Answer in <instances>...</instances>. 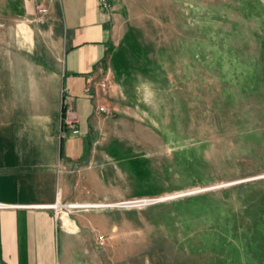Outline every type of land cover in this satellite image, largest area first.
Returning a JSON list of instances; mask_svg holds the SVG:
<instances>
[{
	"label": "rangeland",
	"instance_id": "rangeland-1",
	"mask_svg": "<svg viewBox=\"0 0 264 264\" xmlns=\"http://www.w3.org/2000/svg\"><path fill=\"white\" fill-rule=\"evenodd\" d=\"M101 1L111 107L78 165L74 206L90 208L76 213L113 264H264V0ZM38 3L26 16L0 0V31L38 34Z\"/></svg>",
	"mask_w": 264,
	"mask_h": 264
},
{
	"label": "crops",
	"instance_id": "crops-1",
	"mask_svg": "<svg viewBox=\"0 0 264 264\" xmlns=\"http://www.w3.org/2000/svg\"><path fill=\"white\" fill-rule=\"evenodd\" d=\"M35 1L21 0L24 15ZM46 1L38 34L26 22L0 31V264H113L75 210L90 207L68 205H85L76 172L89 162L99 107H111L100 84L111 70L112 13L101 0ZM69 104L76 131L62 123Z\"/></svg>",
	"mask_w": 264,
	"mask_h": 264
},
{
	"label": "built area",
	"instance_id": "built-area-1",
	"mask_svg": "<svg viewBox=\"0 0 264 264\" xmlns=\"http://www.w3.org/2000/svg\"><path fill=\"white\" fill-rule=\"evenodd\" d=\"M47 14V8L42 4V3H38L35 6V16H34V21L37 23H41L45 20V16ZM102 87H105L104 83L100 84ZM65 89H63V93H64ZM100 111H105V109L103 107H99ZM62 123L70 130H74L76 131L77 125H78V118L75 115V111L74 108L71 104L66 105L64 107V111L62 113ZM127 201H136L133 203L137 204L140 202V200H127ZM123 202V201H122ZM56 205L58 204H52V205H48V207L54 208L56 209ZM70 207H74V204H68ZM5 205L0 203V208L4 207ZM119 206L121 207H125L126 205L124 203H120L119 202ZM98 242L100 245H102L104 243V236L103 235H98Z\"/></svg>",
	"mask_w": 264,
	"mask_h": 264
},
{
	"label": "trees",
	"instance_id": "trees-1",
	"mask_svg": "<svg viewBox=\"0 0 264 264\" xmlns=\"http://www.w3.org/2000/svg\"><path fill=\"white\" fill-rule=\"evenodd\" d=\"M241 187L245 185H240ZM174 255H170V258L169 259H174ZM193 257V258H192ZM199 259V256L198 255H193V256H190V257H183V260L181 261H177V264H199L200 262H198L197 260ZM201 264V263H200Z\"/></svg>",
	"mask_w": 264,
	"mask_h": 264
},
{
	"label": "bare ground",
	"instance_id": "bare-ground-1",
	"mask_svg": "<svg viewBox=\"0 0 264 264\" xmlns=\"http://www.w3.org/2000/svg\"><path fill=\"white\" fill-rule=\"evenodd\" d=\"M134 203V202H133ZM133 203H124L125 205H129V204H131V205H133ZM56 207H59V205H56ZM75 207V206H74Z\"/></svg>",
	"mask_w": 264,
	"mask_h": 264
}]
</instances>
